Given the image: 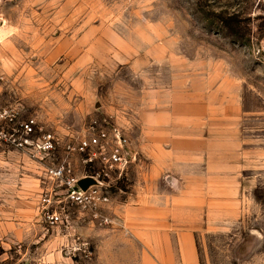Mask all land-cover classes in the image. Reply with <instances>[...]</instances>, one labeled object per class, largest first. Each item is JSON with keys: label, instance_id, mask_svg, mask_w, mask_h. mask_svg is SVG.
<instances>
[{"label": "rangeland", "instance_id": "1", "mask_svg": "<svg viewBox=\"0 0 264 264\" xmlns=\"http://www.w3.org/2000/svg\"><path fill=\"white\" fill-rule=\"evenodd\" d=\"M4 107L61 145L40 159L0 141V264H170L167 242L142 234L184 225L143 224L135 199L143 175L168 191L153 155L169 149L205 158L188 178L196 264H264V0H0ZM93 120L118 126L137 154L107 186L112 221L58 193L64 220L51 225L46 161L88 173L66 145ZM168 136L172 146L158 144Z\"/></svg>", "mask_w": 264, "mask_h": 264}, {"label": "built area", "instance_id": "2", "mask_svg": "<svg viewBox=\"0 0 264 264\" xmlns=\"http://www.w3.org/2000/svg\"><path fill=\"white\" fill-rule=\"evenodd\" d=\"M18 114L14 108H0V141L30 150L40 159L54 154L61 145L56 132L44 130L35 117L19 121ZM66 149L80 155L90 171L78 176L70 162L46 161L45 172L52 186L46 188L40 200L45 221L51 225L63 222V213L58 206L63 201L58 195L61 193L67 205L89 212L105 223L111 222V218L103 213L110 202L107 186L128 175L137 155L128 138L118 126L93 120L86 128V135L68 143ZM88 176L96 183L82 189L79 181ZM58 188L59 192L56 191Z\"/></svg>", "mask_w": 264, "mask_h": 264}, {"label": "crops", "instance_id": "3", "mask_svg": "<svg viewBox=\"0 0 264 264\" xmlns=\"http://www.w3.org/2000/svg\"><path fill=\"white\" fill-rule=\"evenodd\" d=\"M164 140L159 142V145L168 144L172 146L171 136L164 137ZM191 150V149H190ZM196 155L191 150L190 152H172L171 149L166 150L159 155H153L154 174L157 177H166L168 191L158 193L147 184V176L143 175L140 179V183L137 185L136 190V209L138 212V218L142 219L143 224L164 225L166 228L172 226V224L179 223L184 225L182 231L178 234L175 231H165L163 233L149 232V236L142 234L143 240H160L161 242H167L165 256V262L174 264L173 259L176 257L173 250L175 243L179 241L180 250L178 257L182 264H196L195 253L193 250V237L191 229L188 230V226H192L193 222V206L191 195H187V191L191 192L188 188V181L194 174H199L200 170H193V166L201 168L203 165L201 161L205 158L201 156V152L198 149H194ZM183 178L182 183L178 179ZM184 186V187H183ZM181 193L180 196H175L172 193L177 190ZM175 202H180L179 216L174 212ZM164 247L165 245L162 244Z\"/></svg>", "mask_w": 264, "mask_h": 264}, {"label": "water", "instance_id": "4", "mask_svg": "<svg viewBox=\"0 0 264 264\" xmlns=\"http://www.w3.org/2000/svg\"><path fill=\"white\" fill-rule=\"evenodd\" d=\"M96 183V180L90 176L82 178L79 181V185L82 189H87L90 185H93Z\"/></svg>", "mask_w": 264, "mask_h": 264}]
</instances>
